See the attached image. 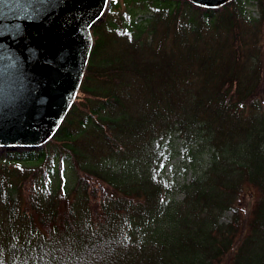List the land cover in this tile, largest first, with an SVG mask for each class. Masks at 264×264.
Returning <instances> with one entry per match:
<instances>
[{
	"label": "trees",
	"instance_id": "1",
	"mask_svg": "<svg viewBox=\"0 0 264 264\" xmlns=\"http://www.w3.org/2000/svg\"><path fill=\"white\" fill-rule=\"evenodd\" d=\"M118 1L51 139L0 147V264H264V0Z\"/></svg>",
	"mask_w": 264,
	"mask_h": 264
},
{
	"label": "water",
	"instance_id": "2",
	"mask_svg": "<svg viewBox=\"0 0 264 264\" xmlns=\"http://www.w3.org/2000/svg\"><path fill=\"white\" fill-rule=\"evenodd\" d=\"M218 8L232 0H189ZM109 0H0V147H37L62 123Z\"/></svg>",
	"mask_w": 264,
	"mask_h": 264
},
{
	"label": "rangeland",
	"instance_id": "3",
	"mask_svg": "<svg viewBox=\"0 0 264 264\" xmlns=\"http://www.w3.org/2000/svg\"><path fill=\"white\" fill-rule=\"evenodd\" d=\"M126 0H119V4L122 6ZM120 6V7H121ZM124 5L122 6V8ZM254 16H258L257 7L255 4L249 6ZM138 11L136 16L137 19L142 17H147L150 14V10ZM166 144L169 147V152L172 155L169 162L165 165L163 169V174L172 182L183 184L190 180L191 172L189 170L191 157L186 154L182 149V141L177 134H174L166 140ZM249 191L246 192L244 201L248 205V208L252 205L251 197L249 196ZM180 197V196H179ZM231 216V212H226L223 216L224 221H228Z\"/></svg>",
	"mask_w": 264,
	"mask_h": 264
}]
</instances>
